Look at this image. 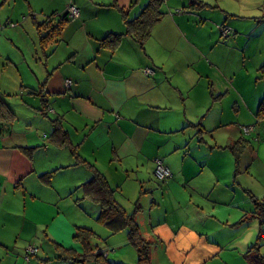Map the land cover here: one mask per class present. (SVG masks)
Segmentation results:
<instances>
[{
  "label": "crops",
  "instance_id": "obj_1",
  "mask_svg": "<svg viewBox=\"0 0 264 264\" xmlns=\"http://www.w3.org/2000/svg\"><path fill=\"white\" fill-rule=\"evenodd\" d=\"M149 2L0 0V98L14 114L0 119V264L32 244L39 257L27 264L82 254L72 239L89 223L80 207L100 209L81 188L92 167L123 194L121 181L155 176L157 158L172 172L166 193L185 190L193 208L186 232L153 228L173 255L186 260L195 243L194 263L205 264L242 245L245 223L259 225L248 249L264 239V0H163L143 48L126 20ZM69 3L80 16L43 46L42 24H57ZM111 34L123 36L104 45ZM55 121L67 143L55 142Z\"/></svg>",
  "mask_w": 264,
  "mask_h": 264
},
{
  "label": "rangeland",
  "instance_id": "obj_2",
  "mask_svg": "<svg viewBox=\"0 0 264 264\" xmlns=\"http://www.w3.org/2000/svg\"><path fill=\"white\" fill-rule=\"evenodd\" d=\"M231 5H234L235 9H237V5L235 2H231ZM4 26L5 25L0 24V32L4 28ZM222 28L220 27L221 33ZM222 35L224 34L222 33ZM141 172L145 173V170ZM148 172L149 173L147 175L138 177L136 175H133L129 179H127L128 181H121L123 194H120V191H116L117 199L126 207V209L130 213L135 211L134 216L139 226L141 235L147 240L151 241V252L153 256L152 264H190L189 258L191 257V263L197 264L194 262H196L198 259H201V257H199V253L202 252V247H199L197 244L193 243V247H191V250L184 252V254L188 256L187 259L182 261L180 260L182 256L173 255V253L168 250L166 241L164 242L163 240H161V237H158L153 230V228L157 227H161L164 229L166 227L165 224H174L176 226V230L179 228V231L183 233L186 232L189 226H193L194 222L193 220H191L193 208L191 201L188 200V195L186 194L185 190L178 188L177 186H174L173 191L170 194H167L166 191L168 184L162 183L157 178H155V176H152L150 170ZM111 185L114 187L113 182ZM62 208H64V210L71 209L70 206H65ZM56 211H59V208H57ZM79 212L80 214H84L86 216V219L89 220V223H87V225L82 226L90 227L95 232V234L90 237V244L93 248V254L86 256L84 260H79L73 258L72 255L75 254L74 251L65 250L67 252V256H69V258H71L70 260L72 261L70 262V260H66L65 257L61 258L59 256H56L52 258L53 263L59 262L60 264H103L104 261L109 260L110 262L116 264H138V251L135 245L130 241L126 228L121 229L117 232H113L108 225L98 219V215L100 212L99 208L94 213L92 207L88 206V208L85 209L84 206H81ZM184 221L189 222V224L184 225L185 223H182ZM252 223H256V220L253 219ZM241 227L242 236H245L242 239V245H240L239 242H236V248H225L221 250L222 254L220 252H216L212 255H208L211 257V259L207 260L205 264H240L238 260H240L244 264H247L245 262L246 258L243 251H246L248 249L249 244H252L256 241L259 225H251L245 223L242 224ZM152 231L154 232V234H152ZM235 231L236 230H227L225 231L224 235L220 232V241L223 242L226 234L230 235ZM210 237L212 238V236ZM72 239L75 242L81 243L74 237H72ZM247 241L250 243L245 244V242ZM260 242L262 243L261 252L264 253V239L260 240ZM178 243H180L179 240ZM178 247L181 248V245L178 244ZM33 248H35V250L32 252ZM61 249V252L64 253V248ZM100 252L102 253V256L96 258L94 254ZM27 253L28 254H26L25 256L24 254L20 255V253H16L17 255L12 254L10 258H7V256L2 259H5V261H11L10 263L13 264H27V262L29 263L30 260L34 261L39 257L35 255L36 247L34 244L29 245ZM192 254H194L195 256H192ZM23 259H25L27 262H25Z\"/></svg>",
  "mask_w": 264,
  "mask_h": 264
},
{
  "label": "trees",
  "instance_id": "obj_3",
  "mask_svg": "<svg viewBox=\"0 0 264 264\" xmlns=\"http://www.w3.org/2000/svg\"><path fill=\"white\" fill-rule=\"evenodd\" d=\"M163 0H150L149 4L145 7L144 12L135 20H126L127 32L135 36L141 47L144 48L147 39L150 36L153 25L164 15L160 6ZM60 20L57 24H53V21L42 24L46 25L49 29L47 35L41 36V44L43 46L55 41L56 37L60 34L61 29L70 19L66 14L59 16ZM62 17V18H61ZM58 16H51L50 19H57ZM62 19V20H61ZM41 26V27H43ZM123 34H111L103 39L104 45H116ZM45 114V110L43 111ZM14 114L7 105V103L0 98V119H8L13 117ZM259 116H264V102L259 110ZM54 140L57 143H67L68 137L60 124L55 121ZM233 149H237V146H233ZM74 151V150H73ZM92 166V165H91ZM93 168V176L81 185L83 195L94 199L100 205V212L98 219L104 222L110 227L113 232H117L126 228L130 241L135 245L138 251V264H152L151 262V241L144 238L139 226L135 220V211L130 213L126 207L117 199V188L113 187L107 177L97 168ZM257 202V209L260 210L258 214H264V200ZM261 213V214H260ZM264 221V219H263ZM95 234L92 228L87 226H79L74 238L81 242L84 248L82 254H76L74 259L84 260L86 256L93 254V248L90 244V237ZM261 238L256 244L250 246L245 255L251 261L252 264H264V254L259 251ZM96 258L102 256V253L94 254ZM103 264H116L106 260Z\"/></svg>",
  "mask_w": 264,
  "mask_h": 264
},
{
  "label": "built area",
  "instance_id": "obj_4",
  "mask_svg": "<svg viewBox=\"0 0 264 264\" xmlns=\"http://www.w3.org/2000/svg\"><path fill=\"white\" fill-rule=\"evenodd\" d=\"M81 11L80 8L74 4V3H69L67 5V10H66V15L70 18V19H76L80 16ZM15 24L12 23V26H14ZM222 33L224 35H229L230 33H232V31L228 28H222ZM147 72H151L152 70H146ZM244 130L246 132H249L251 130L250 127H245ZM154 175L155 177L161 181V182H167L170 177L172 176V172L171 169L168 165L165 164V162L163 161V159L161 158H157L155 161V168H154ZM35 250V248L32 249V252Z\"/></svg>",
  "mask_w": 264,
  "mask_h": 264
}]
</instances>
